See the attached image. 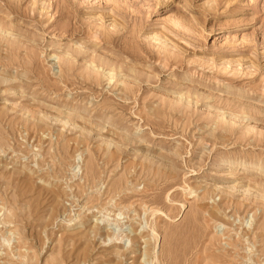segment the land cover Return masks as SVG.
I'll use <instances>...</instances> for the list:
<instances>
[{"label": "rangeland", "instance_id": "rangeland-1", "mask_svg": "<svg viewBox=\"0 0 264 264\" xmlns=\"http://www.w3.org/2000/svg\"><path fill=\"white\" fill-rule=\"evenodd\" d=\"M0 264H264V0H0Z\"/></svg>", "mask_w": 264, "mask_h": 264}, {"label": "bare ground", "instance_id": "bare-ground-1", "mask_svg": "<svg viewBox=\"0 0 264 264\" xmlns=\"http://www.w3.org/2000/svg\"><path fill=\"white\" fill-rule=\"evenodd\" d=\"M216 189H217V187H216ZM216 189H215V187H214V190L212 189L213 191H211V192H212V193H213V192H216ZM217 212H218V211L213 210V211H212V214H217ZM213 216H214V215H213ZM216 217H217V216H216Z\"/></svg>", "mask_w": 264, "mask_h": 264}]
</instances>
